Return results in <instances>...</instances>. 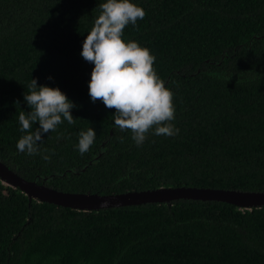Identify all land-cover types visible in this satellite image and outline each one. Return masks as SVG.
I'll return each mask as SVG.
<instances>
[{"label": "trees", "instance_id": "trees-1", "mask_svg": "<svg viewBox=\"0 0 264 264\" xmlns=\"http://www.w3.org/2000/svg\"><path fill=\"white\" fill-rule=\"evenodd\" d=\"M103 2L0 0V160L67 192L264 191V0H132L146 16L122 38L156 57L179 129L169 137L153 128L141 146L88 94L94 64L80 53ZM33 78L76 105L74 124L43 137L50 162L16 148ZM90 127L96 139L81 155L78 134ZM0 264H264V206L178 199L80 211L0 180Z\"/></svg>", "mask_w": 264, "mask_h": 264}, {"label": "clouds", "instance_id": "clouds-1", "mask_svg": "<svg viewBox=\"0 0 264 264\" xmlns=\"http://www.w3.org/2000/svg\"><path fill=\"white\" fill-rule=\"evenodd\" d=\"M98 7L100 14L80 53L85 61L94 64L88 84L91 101H101L106 108L115 109L112 116L115 127L121 131L130 130L137 146L144 143L153 128L157 136L178 134L179 129L172 123L175 119L174 93L165 87V82L154 70L156 57L138 42H125L122 38L126 26H136L138 20L145 18V10L132 0H106ZM24 100L31 111L18 112L19 130L23 135L16 148L20 153L41 155L50 162V156L43 155L48 149L40 148L43 137L55 132L65 120L74 124L71 110L76 105L59 87L38 86L34 78L27 85ZM37 123L39 127L33 130ZM78 137L77 149L84 155L94 144L96 132L90 127L80 131Z\"/></svg>", "mask_w": 264, "mask_h": 264}, {"label": "water", "instance_id": "water-1", "mask_svg": "<svg viewBox=\"0 0 264 264\" xmlns=\"http://www.w3.org/2000/svg\"><path fill=\"white\" fill-rule=\"evenodd\" d=\"M0 180L7 186L19 189L29 200L47 202L80 211H98L100 209L145 203H169L178 199L221 201L235 205L240 209L264 206V191L185 185L161 186L154 189L129 190L110 194L67 192L49 187L44 183L27 180L1 160Z\"/></svg>", "mask_w": 264, "mask_h": 264}]
</instances>
